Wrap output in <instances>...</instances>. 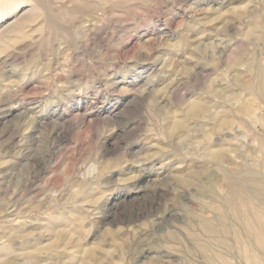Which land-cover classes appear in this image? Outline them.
<instances>
[{"label":"rangeland","instance_id":"rangeland-1","mask_svg":"<svg viewBox=\"0 0 264 264\" xmlns=\"http://www.w3.org/2000/svg\"><path fill=\"white\" fill-rule=\"evenodd\" d=\"M8 1L0 0V17L7 16L0 19V26L33 5L26 3L11 12ZM109 1L97 0L100 5L95 1L90 9L79 3L61 12L50 10L58 23L53 30L44 28L40 12L23 30L29 41L21 36L0 50V247L13 249L11 256L0 258L9 264H30L23 254L37 249L33 255L41 258L39 264H64L71 250L76 257L71 263L80 264L86 252L96 250V261L88 264H247L243 251L254 250V240L239 217L226 205L223 208L221 192L224 195L226 180L234 173L264 176V112L255 120L245 118L247 124L244 117L234 120L232 141H236L220 166L202 163L208 161L207 144L196 130L204 129V124L190 120L189 135L176 138L167 133V119L170 115L187 118L186 102L217 88L219 77L227 78V64L239 52L244 54V66L264 68V0ZM236 12L241 13L238 21L243 24L258 20V33L253 40L240 36L241 44L230 52L238 36L231 29L237 24ZM243 24H237L238 29ZM37 33L43 35L41 44L36 42L39 46L31 43ZM222 48L225 53H220ZM152 88L153 95L146 97L145 91ZM169 89L174 90L170 97ZM209 97L218 101L212 94ZM186 135L193 137L191 142ZM190 157L202 161L195 163ZM189 171L197 174L195 184L179 186L177 178ZM250 182L254 183L246 184L252 187ZM82 186L92 193L89 199L78 195ZM13 202L16 217L11 218L7 210ZM70 210L71 224L55 227L67 230L70 243L55 244L45 224L53 217H68ZM223 212L228 216L224 215L222 227L216 214ZM208 220L221 231L203 234L201 223ZM13 227L22 234L14 235ZM239 241L246 245L240 246ZM144 249L152 253L139 258ZM50 255L54 260L48 259Z\"/></svg>","mask_w":264,"mask_h":264},{"label":"bare ground","instance_id":"bare-ground-1","mask_svg":"<svg viewBox=\"0 0 264 264\" xmlns=\"http://www.w3.org/2000/svg\"><path fill=\"white\" fill-rule=\"evenodd\" d=\"M8 1V0H7ZM91 0H89V3H90ZM97 2V0H95ZM95 1H94V5L95 4ZM104 1V0H102ZM101 1V2H102ZM109 1V0H107ZM115 1V0H113ZM122 1V0H121ZM120 1V2H121ZM127 1V0H126ZM134 1V0H133ZM225 1V0H224ZM30 2L33 3V5L31 4V7L27 10H24L21 14L17 15L15 20L11 21V22H8V23H5L3 26H0V50L5 48L6 46H8V43H10L9 41H14L15 38H20L21 36L24 37V28L25 27H28V25L34 21H36V18L38 15L42 14L41 16V23L43 24V22L46 24H44V27L42 24H39L37 23L38 26H42L40 29L41 30H44L43 27L46 29H49V30H53L56 28L57 25L55 24H58V23H54L53 19L51 18V14L49 13L50 10H54L55 8L60 11V9H69L71 8V6L73 7L74 5L77 6V5H80L79 3H82V6L85 7V9H90L92 7V4L90 5L88 2L87 4H83L86 2V0H66L65 2L61 1V0H9L7 3L8 4V7L9 9L11 8V12H15V11H18V9H20L22 6H26L25 4H29L28 6H30ZM100 0H99V3H101ZM117 3L120 4L119 1L116 0ZM124 2V0H123ZM98 2H97V5H100ZM103 3V2H102ZM107 3H110L107 2ZM106 3V4H107ZM113 3V2H112ZM122 3V2H121ZM105 4V3H104ZM116 4V3H115ZM125 4V3H124ZM102 5V4H101ZM4 7V5H2ZM106 6V5H105ZM104 6V7H105ZM113 6V5H112ZM7 7V6H6ZM7 7V8H8ZM120 7V6H119ZM55 9V12H57V10ZM77 9V8H76ZM82 9V8H81ZM94 9V8H93ZM237 9V8H236ZM72 10V9H70ZM83 10V9H82ZM96 10V9H95ZM105 10V9H104ZM64 10H62L63 12ZM80 11V10H79ZM237 11V10H236ZM41 12V13H40ZM54 12V11H53ZM53 12H51L53 14ZM61 12V11H60ZM89 12V11H88ZM235 12V10H234ZM250 12V11H249ZM2 13H5V10H2ZM40 13V14H39ZM91 13V12H90ZM93 13V12H92ZM55 14V13H54ZM61 15V13H59ZM95 14V13H94ZM235 14V18L234 21L236 22L237 21V24L239 25H242L243 23L239 22L238 20L241 13L239 12H236L234 13ZM240 14V15H239ZM252 14V13H251ZM1 15V14H0ZM56 15V14H55ZM70 14H67L66 16H68ZM53 16V15H52ZM59 17V15H57ZM56 16V17H57ZM65 16V17H66ZM89 16V15H88ZM87 16V17H88ZM91 16V15H90ZM95 16V15H94ZM248 16V15H247ZM246 16V17H247ZM254 16V15H253ZM40 17V16H38ZM55 17V16H54ZM53 17V18H54ZM55 17V18H56ZM64 17V15L62 16ZM69 17V16H68ZM245 17V19H246ZM255 17V16H254ZM7 16L6 14L3 15V17H0V19H6ZM61 18V16H60ZM86 18V17H85ZM90 18V17H89ZM39 19V18H38ZM58 18H56L55 20H57ZM87 19V18H86ZM92 19V18H91ZM248 19L250 18H247V21ZM64 20V19H63ZM66 20V19H65ZM83 20V19H82ZM90 20V19H89ZM96 20V19H95ZM243 20V19H242ZM34 21V22H35ZM43 21V22H42ZM68 21V20H66ZM70 21V20H69ZM241 21V20H240ZM244 21V20H243ZM242 21V22H243ZM257 21H254V18L251 19V23L249 22V24H243V29L240 30L238 29L237 27V24H233V26L231 27L232 30H235V34L240 37H242V39L244 40H248L250 38V40L253 38V36H255V33L257 32L258 33V28H257ZM65 22V21H64ZM79 22V21H78ZM81 22V21H80ZM232 21V23H235ZM71 24V21L68 22ZM84 23V22H83ZM61 24V23H60ZM256 24V25H255ZM63 25V24H62ZM262 26V24H260ZM259 25L260 27V30L259 31H262L261 29V26ZM60 26V25H59ZM83 26V25H81ZM93 26V25H92ZM36 27V26H35ZM65 27V26H64ZM84 27V26H83ZM82 27V28H83ZM240 27V26H239ZM29 28V27H28ZM37 28V27H36ZM38 28V29H39ZM63 28V27H62ZM242 28V27H241ZM37 29V30H38ZM46 29V30H47ZM68 29V27H67ZM66 29V30H67ZM75 29V28H74ZM36 31V29H34ZM58 30V29H57ZM65 30V28L63 29ZM82 30V29H81ZM24 31H27V30H24ZM45 31V30H44ZM60 31V29H59ZM264 31V29H263ZM262 31V32H263ZM39 32V31H38ZM41 32V31H40ZM32 33V31H31ZM43 33V32H41ZM41 33H37L36 37H31V43H33V45L38 42L41 44L40 41H42V38H43V35ZM46 33V32H45ZM51 34H54L52 32H50ZM57 33V32H56ZM70 33V32H69ZM69 33H66V31H64L63 34H69ZM79 33V32H78ZM233 33V32H232ZM34 34V32H33ZM48 34V33H46ZM57 35V34H56ZM261 35V33H260ZM263 35L262 34V38H263ZM59 36V35H57ZM62 36V35H61ZM66 35H64L63 37H65ZM236 36V37H238ZM259 36V35H258ZM26 39H27V36L25 35ZM24 37V39H25ZM62 37V39H63ZM70 37V35H69ZM231 37V36H230ZM230 37H229V40H230ZM235 37V36H234ZM233 38V41H232V44L233 47L229 48L230 52L232 51V49L234 47H236V45L241 41V37H240V40L237 39V38ZM252 37V38H251ZM261 37V36H259ZM48 38V37H47ZM60 38V36H59ZM58 38V39H59ZM68 38V36H67ZM67 38H64V39H67ZM200 38V37H199ZM261 38V39H262ZM46 39V38H45ZM57 39V40H58ZM255 39V37L253 38ZM252 39V40H253ZM40 40V41H39ZM61 40V39H60ZM257 40H258V37H257ZM11 41V42H12ZM27 41H29L27 39ZM53 40L51 39V42ZM187 41V40H186ZM259 41V40H258ZM17 42V41H16ZM15 42V43H16ZM45 42H48L45 40ZM50 42V41H49ZM261 42V41H260ZM203 43V42H202ZM245 43V41H244ZM249 43V42H248ZM257 43V42H256ZM37 44V43H36ZM241 44V43H240ZM264 44V43H263ZM10 45V44H9ZM32 45V44H31ZM46 45V44H45ZM44 45V46H45ZM244 45V44H243ZM249 45V44H248ZM253 45V44H252ZM251 45V46H252ZM37 46H39V44H37ZM47 46V45H46ZM66 46V45H65ZM229 46V45H228ZM242 46V45H241ZM246 46V45H245ZM250 46V45H249ZM249 46H247L249 48ZM41 47V45H40ZM244 47V46H243ZM242 47V48H243ZM31 48V47H30ZM48 48V47H47ZM56 48V47H55ZM225 48H227V46H225ZM225 48H222L220 53H225ZM246 48V47H245ZM254 48V47H253ZM228 49V48H227ZM6 50V49H5ZM47 50V49H46ZM191 50V49H190ZM235 50V48H234ZM245 50V49H244ZM250 50V49H249ZM262 50V49H261ZM63 52V51H62ZM236 53H238L237 51H235ZM49 53V52H48ZM241 52H239V55H235L234 58H232L231 61H229V63L227 64V68H228V74H227V78L224 79V78H220L218 79V87L215 88V89H212L210 91H207L210 95L212 94L213 97L217 98L218 101L215 102L211 100V97H209V94L206 95L205 97L202 96V93H201V96L198 95L197 97H194L192 100H189L186 102L185 104V108H184V112L186 113V116L187 118H183V117H180V118H177L178 116H173V115H170L169 116V119L168 122H169V126L167 127V133H169L170 136L172 137H181L182 135L184 134H188L190 129L188 128V123L190 120L193 121V123L195 122H201V124H204L205 125V128L204 129H198L200 127L197 128L198 130H196V134L198 136L201 137V140L202 142H205L207 144V147L205 148L204 147V151H206V158L208 161H204L202 163H211L213 164L214 166H220L221 165V162L224 161V157H226V153L229 151L228 147L232 145L231 142H234L232 141V135L235 134L233 132L234 130V120L236 119H239L240 117H244L242 119H240V121L242 120L244 122V119L246 118L248 120H252L253 117H257V114L259 112H264V68H263V65L262 67H260V65L258 66V64L256 65H251V66H244V60H243V57L242 55L244 56V54L240 55ZM43 54V53H42ZM252 56H253V61L255 63H257V57L258 55L256 54V52L254 51L253 53H251ZM63 55V54H62ZM45 56V55H44ZM53 56V55H52ZM64 58V57H63ZM62 59V58H61ZM247 60V59H246ZM250 61V60H249ZM252 61V62H253ZM65 62V61H64ZM70 62V61H69ZM246 63V62H245ZM263 63V62H262ZM160 65V64H159ZM165 66V65H164ZM67 67V66H66ZM53 68V67H52ZM162 68V67H161ZM64 69V68H63ZM12 71V70H11ZM16 71V70H15ZM17 72V71H16ZM227 72V71H226ZM11 74V73H10ZM47 74V72H46ZM62 74V73H61ZM13 75V74H12ZM219 76V75H218ZM149 77V76H148ZM166 77V76H165ZM58 78V77H57ZM110 80V79H109ZM152 83H150L151 85ZM154 85V84H153ZM108 87V86H107ZM173 89V88H172ZM52 90V89H50ZM45 91V90H44ZM142 92V91H141ZM141 92H139V94H142ZM167 92H169V96L167 94L168 97H170V95H173L174 94V90H168ZM203 92V91H202ZM206 92V91H205ZM204 92V93H205ZM153 93V88L152 89H148V91H145V96L147 97V95H151ZM158 93V90L157 92ZM77 94V93H76ZM154 94H155V91H154ZM206 94V93H205ZM95 95V94H94ZM153 95V94H152ZM160 95H163L160 93ZM160 95H158V99L160 101V99L162 98V96L160 97ZM166 95V93H165ZM141 96V95H140ZM143 96V94H142ZM200 96V97H199ZM165 97V96H164ZM167 97V98H168ZM145 98V97H144ZM143 98V99H144ZM146 99V98H145ZM156 99V97H155ZM157 99V101H158ZM165 99V98H164ZM153 100H154V96H153ZM167 101V100H166ZM155 102V100H154ZM153 102V104H154ZM164 102V101H163ZM213 102V103H212ZM233 102V104H232ZM159 103V102H158ZM41 104V103H40ZM217 104V105H216ZM11 105V104H10ZM157 105V103H156ZM236 105V106H234ZM152 106V105H151ZM154 106V105H153ZM124 107V106H123ZM158 107V106H157ZM14 108V107H13ZM160 108V107H159ZM158 108V109H159ZM122 110V109H121ZM164 110V109H163ZM182 113V112H181ZM183 116V115H182ZM264 116V115H263ZM116 117V116H115ZM264 118V117H263ZM245 119V120H246ZM254 119V118H253ZM111 120V119H110ZM164 120V119H163ZM246 120V124L248 123V121ZM255 120V119H254ZM253 120V121H254ZM165 121V120H164ZM253 121H251V123H253ZM43 122V121H42ZM118 122V121H117ZM166 122V121H165ZM164 122V123H165ZM257 122V121H256ZM259 122V120H258ZM32 123V122H31ZM187 123V124H186ZM238 123V121L236 122ZM240 123V122H239ZM242 123V122H241ZM255 123V122H254ZM253 123V124H254ZM27 124V123H26ZM245 124V122H244ZM31 125V124H30ZM195 125V124H194ZM198 124H196L195 126H197ZM262 125V124H261ZM25 126V125H24ZM164 126V125H163ZM244 126V125H243ZM252 126V125H251ZM250 126V127H251ZM27 127V126H26ZM190 127V126H189ZM201 127H204V126H201ZM236 127L240 128L239 125H236ZM249 127V126H248ZM253 127V126H252ZM36 128V127H35ZM237 128V129H238ZM256 128L255 126L253 127V129ZM32 129V127H31ZM30 129V131H31ZM57 129V128H56ZM196 129V128H195ZM36 130V129H35ZM243 130V129H242ZM241 130V131H242ZM252 130V129H251ZM264 130V128H263ZM26 131V130H25ZM33 131V130H32ZM240 131V132H241ZM244 131V130H243ZM250 131V130H249ZM252 132V131H251ZM256 132V131H255ZM28 133V132H27ZM237 133V132H236ZM244 133V132H243ZM193 134V133H192ZM256 134V133H255ZM189 135V134H188ZM191 135V134H190ZM238 135V133L236 134V136ZM241 135H242V132H241ZM253 135V134H252ZM261 135V133H260ZM263 135V134H262ZM193 136H196V135H193ZM186 137H188L186 135ZM213 137H215V139H213ZM254 137V136H253ZM256 137V135H255ZM261 137V136H259ZM263 137V136H262ZM28 138V137H26ZM193 138L190 136V139ZM242 138V137H241ZM244 138V136H243ZM187 139V138H186ZM189 139V137H188ZM189 139V140H190ZM197 140V138H195ZM200 139V138H198ZM235 139V138H234ZM256 139V138H255ZM38 140V139H37ZM192 140V139H191ZM190 140V142H191ZM261 140L260 138L258 139V141ZM188 141V140H187ZM262 141V140H261ZM201 142V141H200ZM199 142V143H200ZM201 142V143H202ZM213 142V143H212ZM42 143V142H41ZM264 144V142H262ZM195 144H198V141L197 143ZM237 144V143H236ZM200 145V144H199ZM241 145V143H240ZM261 145V144H260ZM197 146V145H196ZM204 145H202L203 147ZM238 146V145H237ZM262 146V145H261ZM201 147V146H200ZM234 147V146H233ZM232 150V149H231ZM194 151V150H193ZM192 151V152H193ZM239 151V149H238ZM236 152H237V149H236ZM263 152V151H262ZM195 153V152H194ZM197 153V152H196ZM187 154V153H186ZM193 153H191L192 155ZM238 154V153H237ZM242 154V153H241ZM204 155V153H203ZM231 155V154H230ZM239 155V154H238ZM189 156V155H188ZM19 157V156H18ZM15 158V159H18ZM173 157V156H172ZM192 157V156H191ZM190 157V158H191ZM201 157V156H200ZM240 157V156H239ZM20 158V157H19ZM188 158V159H190ZM199 157H193L191 158V160L195 163H198L200 161H202L201 159H198ZM236 158V157H235ZM181 160V158H180ZM227 160V159H226ZM245 160V159H244ZM186 161V160H184ZM189 162H191L189 160ZM13 163V162H12ZM178 163V162H177ZM194 163V164H195ZM188 164V163H187ZM209 164V165H211ZM9 165V164H8ZM118 165V164H116ZM121 165V163H120ZM190 165V164H189ZM162 166H164L162 164ZM198 166V165H197ZM200 166V165H199ZM230 166V165H228ZM246 166V165H245ZM9 167V166H8ZM180 167V166H179ZM183 167V166H182ZM225 170H226V167H224ZM229 169V168H228ZM251 169V168H249ZM171 170V169H170ZM175 170V168H174ZM224 170V169H223ZM246 170V169H245ZM260 170V169H259ZM204 171V169H203ZM212 171V170H211ZM205 172V171H204ZM203 172V173H204ZM208 172V171H207ZM226 172V171H225ZM225 172H224V175H225ZM229 172V171H228ZM245 172V171H244ZM246 172H248L246 170ZM250 172V171H249ZM248 172V177H245V176H242V177H237L235 176V173L233 176H227L228 180L227 181V186L225 188V193L223 195V193L221 192V196L223 198L222 200V203L224 201V204L223 205V208L224 206L226 205V207L229 209L230 212L234 213V215L236 214L239 219L241 220L243 226L245 227L244 229H246L248 231V233L250 234V236H252L254 242H253V245L255 246L254 250H244L243 251V256L245 258V261L247 264H264V176H261L262 174H258L259 177H262L261 179L260 178H256V177H252L250 176L251 173L249 174ZM251 172H255V171H251ZM257 172V171H256ZM188 174H182L177 178V184L179 186H183V187H187V186H190V185H193L195 184L196 180H197V174L196 173H193V172H187ZM242 173V171H241ZM262 173V172H261ZM229 174V173H228ZM233 174V172H232ZM257 174V173H256ZM142 175V174H141ZM201 175V174H200ZM236 175H238V173H236ZM244 175V174H242ZM141 179V178H140ZM157 179V178H156ZM202 179V178H201ZM176 180V179H175ZM225 180V178H224ZM248 180H253V184L250 182V184H252L251 186L252 187H249V185L246 184V181ZM225 182V181H224ZM223 182V184H225ZM86 183V182H85ZM197 186V185H195ZM209 186V185H208ZM198 187V186H197ZM197 187H196V190H197ZM203 187V186H202ZM201 187V189H203ZM211 187V186H210ZM141 188V187H140ZM206 188V186L204 187V189ZM208 188V187H207ZM206 188V189H207ZM139 189V188H138ZM137 189V191H138ZM211 189V188H210ZM215 189V188H214ZM142 190V189H141ZM209 190V189H208ZM224 190V189H223ZM78 191V190H77ZM136 191V192H137ZM140 191V190H139ZM193 191V190H192ZM203 192V191H202ZM207 192V191H205ZM204 192V193H205ZM224 192V191H223ZM210 193V192H209ZM76 194V193H75ZM92 194V193H91ZM90 193H88L87 191H85V186H82L79 190V193L78 195H81L84 199H89ZM190 194V193H189ZM212 194V193H211ZM217 194V193H216ZM214 194V195H216ZM219 194V193H218ZM205 195V194H204ZM199 196V194H198ZM44 197V196H43ZM219 198V196H218ZM217 198V199H218ZM221 198V197H220ZM35 200V199H33ZM40 200V199H39ZM71 200V199H70ZM215 200V198H214ZM220 200V202H221ZM36 201V200H35ZM69 201V200H68ZM217 204H218V201L216 200ZM9 204V203H8ZM15 203L13 202V204L8 208L7 210V214L9 215V217L13 218V217H16L15 216ZM77 204V203H76ZM216 204V203H215ZM220 205V204H219ZM222 205H220L222 207ZM28 206V205H27ZM219 207V210H221ZM42 207V206H41ZM71 207V206H70ZM74 207V205H73ZM215 207V206H214ZM212 207V208H214ZM225 207V208H226ZM68 208V207H67ZM211 208V209H212ZM213 210V209H212ZM223 210V209H222ZM221 210V212H222ZM226 210V209H225ZM77 211V209H76ZM80 211V210H79ZM216 213V212H215ZM231 213V214H232ZM6 214V213H5ZM60 214V213H59ZM82 214V213H81ZM210 214H211V210H210ZM218 214V213H217ZM216 214V220L220 223H222V227H223V223H224V219L226 216L225 212L223 213H219L218 215ZM230 214V213H229ZM71 210L69 211V213H67V216L68 217H64V215L62 217H53V219H49L47 221V223L45 224L46 225V228L49 230L52 231L51 232V235L52 237L54 238V240H52L53 238H51V241L54 242L55 244L56 243H60L61 246H68V244L70 243V239H69V235L68 233L65 232L66 229H59V230H55L56 226L58 227V224H63V225H67V224H71ZM77 215V214H76ZM80 215V214H79ZM233 215V214H232ZM107 216V215H106ZM214 216V214H213ZM228 216V214H227ZM231 217V216H230ZM233 217V216H232ZM231 217V218H232ZM85 218V217H84ZM106 218V217H105ZM229 218V217H227ZM77 219V217H76ZM209 219V218H208ZM212 219V217H211ZM238 219V218H237ZM78 220V219H77ZM204 220V219H203ZM6 221V219H5ZM8 221H9V218H8ZM35 221V220H34ZM215 221V220H214ZM76 222V221H75ZM79 222V220H78ZM81 222V221H80ZM216 222V221H215ZM217 222V223H218ZM225 222H228L227 220ZM12 223V221H11ZM41 223V222H40ZM201 223V221L199 222V224ZM213 223V219H212V222ZM210 221H203L201 224H202V230L201 231H204L203 234H206L208 233L209 235H215V233L217 232H220L221 228L219 227H216L215 225L211 224ZM216 223V224H217ZM77 224V222L75 223ZM198 224V223H197ZM237 224V223H236ZM14 225V224H13ZM228 225V224H227ZM239 225V224H238ZM10 226V225H9ZM44 226V225H43ZM197 226V225H196ZM218 226V225H217ZM239 227V226H238ZM5 228V227H4ZM65 228V227H64ZM198 228V227H197ZM225 228H229V227H225ZM235 228V227H234ZM241 228V227H239ZM232 229V228H231ZM243 228H241V231H242ZM220 230V231H219ZM233 230V229H232ZM235 230V229H234ZM240 230V229H239ZM12 233H14V235L16 236H19L20 234H22V231H17V228H12ZM67 231V230H66ZM194 231V230H193ZM240 231V232H241ZM30 232V231H29ZM229 232V230L227 231ZM226 232V233H227ZM233 232V231H232ZM1 233V232H0ZM245 233V232H243ZM28 234V233H27ZM206 234V236L208 235ZM219 234V233H218ZM228 234V233H227ZM242 234V233H241ZM230 235V234H229ZM245 235V234H244ZM23 236H24V233H23ZM26 236V235H25ZM35 236V235H34ZM32 236V237H34ZM197 236V235H195ZM193 236V237H195ZM204 236V235H203ZM223 236V235H222ZM231 236V235H230ZM238 236V235H237ZM240 236V235H239ZM247 236V235H246ZM30 237V236H29ZM51 237V236H50ZM191 237V236H190ZM201 237V236H200ZM211 237V236H210ZM208 237V238H210ZM225 237V236H224ZM236 237V236H235ZM234 237V238H235ZM248 237V236H247ZM71 238V237H70ZM175 238V237H174ZM184 238V237H183ZM198 238V237H197ZM217 238V236H216ZM176 239V238H175ZM195 239V238H194ZM239 239V238H238ZM247 239V238H246ZM187 240V239H186ZM208 240V239H207ZM219 240V239H218ZM234 240V239H233ZM174 241V240H173ZM198 241V240H196ZM195 241V242H196ZM211 243V240H209ZM248 241V240H247ZM9 242V241H8ZM32 242V241H31ZM36 242V241H35ZM172 242V240H171ZM194 242V240L192 241ZM205 242V241H204ZM224 242V241H223ZM236 242V240H235ZM242 242V241H241ZM239 241V244L240 246H245L246 243L244 244L243 242L241 243ZM51 243V242H50ZM206 243V242H205ZM228 243V242H227ZM196 244H199L196 243ZM207 244V243H206ZM235 243L233 242V244L231 245H234ZM1 245V244H0ZM5 245V244H4ZM182 245V244H181ZM208 245V244H207ZM205 245V246H207ZM250 245V243L248 244ZM3 246V245H2ZM0 247V257L1 255H6V258L8 255H10L11 251H13V249L9 248V247ZM7 246V245H6ZM54 246V245H53ZM57 247H59V245H56ZM55 246V247H56ZM239 246V247H240ZM52 247V246H51ZM54 247V248H55ZM56 247V248H57ZM70 247V246H69ZM203 247V246H202ZM211 247V246H210ZM217 247V246H216ZM231 247V246H230ZM234 247V246H233ZM239 247H236V248H239ZM20 248V247H19ZM36 248V247H35ZM49 248V247H48ZM65 248V247H64ZM235 248V249H236ZM241 248V247H240ZM251 248V247H250ZM33 249V248H32ZM63 249V248H61ZM230 249V248H229ZM246 249V248H245ZM29 250V249H28ZM39 250V248H38ZM51 250V249H49ZM67 250V249H65ZM64 250V252H66ZM70 250V249H69ZM233 250V248L231 249ZM19 251V250H18ZM37 249H34V252H36ZM48 251V250H47ZM71 251V250H70ZM70 251L67 250V254L65 256V261L63 262L64 264H72L71 263V259L74 258L73 253H75L73 251V253H71ZM236 251V250H234ZM241 251V250H240ZM20 252V251H19ZM34 252L32 253V251H26L23 256L24 258H27L30 262V264H39V262L41 261L40 255H38L36 258L33 254ZM49 252V251H48ZM63 250H62V255L63 256ZM191 252V251H190ZM230 252V251H229ZM38 253V252H37ZM37 253L35 255H37ZM52 253V252H51ZM59 253H61L59 251ZM152 251L150 249H144V250H141L140 252V256L139 258H145L147 257L149 254H151ZM238 253V252H237ZM236 253V254H237ZM241 253V252H240ZM50 254V253H49ZM57 254V253H56ZM65 254V253H64ZM3 255V256H4ZM47 255V254H46ZM75 255V254H74ZM96 250H92V251H88L86 252V254L84 255V258L82 260H80V264H86L88 261L89 263L96 257ZM105 255H108V254H105ZM207 255V254H206ZM220 255V254H218ZM11 256V255H10ZM56 256V255H55ZM59 256V255H58ZM56 256V257H58ZM76 256H78L76 254ZM212 256V255H211ZM221 256V255H220ZM241 256V257H243ZM53 256L50 255V257H48L49 260H54L52 258ZM64 257V256H63ZM237 257V256H236ZM55 258V257H54ZM76 258V257H75ZM74 258V259H75ZM97 258V257H96ZM227 258V257H226ZM239 258V257H237ZM216 259V258H215ZM220 259V258H219ZM233 259V257H232ZM10 260V259H9ZM238 260V259H237ZM241 260V259H240ZM73 261V260H72ZM191 261V260H189ZM212 261V260H211ZM227 261V260H226ZM53 262V261H52ZM208 262V261H207ZM75 263V261H74ZM184 263V262H183ZM242 263V262H241ZM245 264V262H243ZM0 264H9L8 262H6L5 259L3 258H0ZM53 264V263H52ZM88 264V263H87ZM223 264V263H222ZM225 264V262H224ZM234 264V262L232 263Z\"/></svg>","mask_w":264,"mask_h":264}]
</instances>
